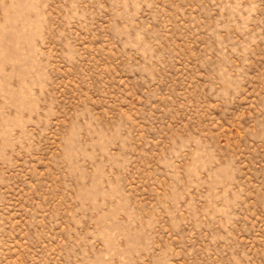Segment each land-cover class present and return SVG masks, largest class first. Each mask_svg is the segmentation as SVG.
<instances>
[{
	"label": "rangeland",
	"instance_id": "rangeland-1",
	"mask_svg": "<svg viewBox=\"0 0 264 264\" xmlns=\"http://www.w3.org/2000/svg\"><path fill=\"white\" fill-rule=\"evenodd\" d=\"M0 264H264V0H0Z\"/></svg>",
	"mask_w": 264,
	"mask_h": 264
}]
</instances>
